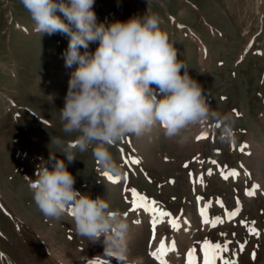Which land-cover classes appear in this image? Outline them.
Masks as SVG:
<instances>
[{
  "label": "rangeland",
  "instance_id": "374dc122",
  "mask_svg": "<svg viewBox=\"0 0 264 264\" xmlns=\"http://www.w3.org/2000/svg\"><path fill=\"white\" fill-rule=\"evenodd\" d=\"M93 10L98 23L143 16L147 10L158 15L211 109L232 118L234 140L221 139L217 121L190 126L182 144L178 137H166L159 125L141 136L129 134L108 146L122 169L115 184L103 175L91 147L68 163L51 143L74 142L78 136L63 132L59 112L77 67H66L62 57L68 38L40 36L21 0H0V261L57 264L59 256L66 264H127L139 257L143 264H159L150 252L163 240L176 245L164 257L167 264H187L191 249L195 264H204L202 244L208 240L222 246L231 241L216 264H264V0H95ZM96 47L91 43L89 50ZM51 152L65 161L75 190L105 199L128 222L126 260L104 252L103 235L95 243L80 237L70 211L55 219L37 208L29 179H36L41 158L48 161ZM3 154L10 161L5 163ZM233 170L239 174L230 175ZM130 189L170 213L157 223L155 237L153 213L131 210ZM202 208L209 221L223 222L203 223ZM232 211L238 214L230 217Z\"/></svg>",
  "mask_w": 264,
  "mask_h": 264
},
{
  "label": "clouds",
  "instance_id": "9594fccd",
  "mask_svg": "<svg viewBox=\"0 0 264 264\" xmlns=\"http://www.w3.org/2000/svg\"><path fill=\"white\" fill-rule=\"evenodd\" d=\"M21 3L40 36L59 33L68 38L62 57L66 67L77 65L59 112L63 132L78 136L66 144L51 140L68 163L77 158V151L91 147L97 165L112 177H120L122 169L108 146L129 134L141 136L157 125L166 137H178L182 144L190 126L217 121L222 125L221 139L234 140L232 118L211 109L201 84L189 75L168 33L160 28L158 15L147 10L143 16L98 23L95 0ZM91 43L97 44L94 51L89 50ZM54 154L48 161L41 158L35 180L28 178L37 208L55 219L70 211L79 236L95 243L103 235L104 252L126 260L128 222L105 199H92L75 190L74 176ZM57 264L66 261L58 256ZM127 264H143V260L137 257Z\"/></svg>",
  "mask_w": 264,
  "mask_h": 264
},
{
  "label": "snow or ice",
  "instance_id": "6c2138e0",
  "mask_svg": "<svg viewBox=\"0 0 264 264\" xmlns=\"http://www.w3.org/2000/svg\"><path fill=\"white\" fill-rule=\"evenodd\" d=\"M217 127H219V125H217ZM206 138V135L203 136H198L197 139H203ZM247 147L246 145L241 147V151L244 150V148ZM131 163L133 164H140V160L139 159H133L131 161ZM213 163H215V161H213ZM185 167H187V164L185 165ZM239 173H237L235 170H233L230 175H238ZM103 175L107 178V180H109L112 183H118L120 181V177H112L110 174L108 173H103ZM209 175H211V170L209 171ZM229 175H224V179H228ZM201 182H202V178H201ZM260 187L259 185H254L253 188H258ZM247 195H253L254 191H248L246 193ZM132 201V205H131V210L132 211H136L137 209L143 208L145 211H150L151 213H153V219H152V228H153V233H154V237H155V229H156V225L158 222H162L161 218L163 217H167L170 215V213L165 212L163 210H160L159 208L155 207V201H151L149 202L147 200L146 197H144L143 195H140L136 189H130V197H129ZM200 214L202 217H204L203 223L208 224L211 223L213 227H215V225L217 223H222L223 221L220 220V218H215L212 221H209L207 218V209L206 208H202L200 210ZM238 214V211H232L229 212L228 215L231 216H235ZM125 215H127V213H125ZM134 223H140L139 220L134 221ZM172 226L175 228L177 227V221L176 220H172L171 221ZM252 232L254 235H259V232L255 229H252ZM71 238V237H70ZM231 241H227L225 242V244L222 246L219 243H213L210 242L208 240H205L202 244V249L204 251V264H216V260L219 256V253L221 251H227V245L230 244ZM244 245L241 244L240 245V250L243 251ZM171 251V252H175L176 251V245L175 242L172 241L170 246H166L164 241L161 240L159 241V246L156 248V250L151 251L150 255L157 259L159 261V264H167V261L164 259V257L167 255V253ZM195 249H191L188 254H187V264H195L194 262V253H195ZM110 256H112L111 254H109ZM119 260H123V258L117 257ZM253 258H255V253H253ZM89 264H107L106 261H102V260H90ZM224 264H236L235 260H225Z\"/></svg>",
  "mask_w": 264,
  "mask_h": 264
},
{
  "label": "bare ground",
  "instance_id": "6f19581e",
  "mask_svg": "<svg viewBox=\"0 0 264 264\" xmlns=\"http://www.w3.org/2000/svg\"><path fill=\"white\" fill-rule=\"evenodd\" d=\"M2 139H0V141H1ZM6 140V138L3 140V141H5ZM2 148H3V146H2ZM5 149V148H4ZM1 152V151H0ZM2 153V152H1ZM4 153H5V151H4ZM1 156V155H0ZM2 156H4L2 159L4 160V162L6 163V162H8V161H10L9 159V156H7V154H3ZM13 156V155H12ZM33 177V176H32ZM32 179V178H31ZM33 180V179H32ZM208 218V217H207ZM208 220H210L209 218H208ZM23 222V221H22ZM24 225L26 224V220H25V223H23ZM28 225H29V223H28ZM42 233H43V231H42ZM49 234V233H48ZM50 235V234H49ZM48 235V236H49ZM45 236V235H44ZM43 237V236H42ZM46 237V236H45ZM81 237V236H80ZM44 238V237H43ZM204 255V254H203ZM236 261V260H235ZM4 264L2 261H0V264ZM237 264H238V261H237Z\"/></svg>",
  "mask_w": 264,
  "mask_h": 264
}]
</instances>
